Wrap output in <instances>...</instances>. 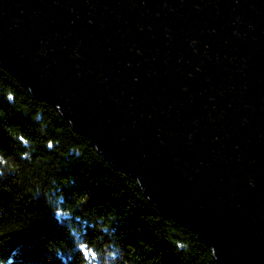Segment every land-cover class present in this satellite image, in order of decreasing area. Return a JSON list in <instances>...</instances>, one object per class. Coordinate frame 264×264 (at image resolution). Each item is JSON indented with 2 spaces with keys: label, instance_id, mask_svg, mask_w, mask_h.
Instances as JSON below:
<instances>
[{
  "label": "water",
  "instance_id": "1",
  "mask_svg": "<svg viewBox=\"0 0 264 264\" xmlns=\"http://www.w3.org/2000/svg\"><path fill=\"white\" fill-rule=\"evenodd\" d=\"M0 65L217 264H264V0H0Z\"/></svg>",
  "mask_w": 264,
  "mask_h": 264
},
{
  "label": "trees",
  "instance_id": "2",
  "mask_svg": "<svg viewBox=\"0 0 264 264\" xmlns=\"http://www.w3.org/2000/svg\"><path fill=\"white\" fill-rule=\"evenodd\" d=\"M0 264L217 263L0 65Z\"/></svg>",
  "mask_w": 264,
  "mask_h": 264
},
{
  "label": "snow or ice",
  "instance_id": "3",
  "mask_svg": "<svg viewBox=\"0 0 264 264\" xmlns=\"http://www.w3.org/2000/svg\"><path fill=\"white\" fill-rule=\"evenodd\" d=\"M90 253L88 251H85V255H89Z\"/></svg>",
  "mask_w": 264,
  "mask_h": 264
},
{
  "label": "bare ground",
  "instance_id": "4",
  "mask_svg": "<svg viewBox=\"0 0 264 264\" xmlns=\"http://www.w3.org/2000/svg\"><path fill=\"white\" fill-rule=\"evenodd\" d=\"M147 198V197H146ZM148 199V198H147ZM169 218V217H168ZM216 261V260H215ZM217 263V262H216Z\"/></svg>",
  "mask_w": 264,
  "mask_h": 264
}]
</instances>
